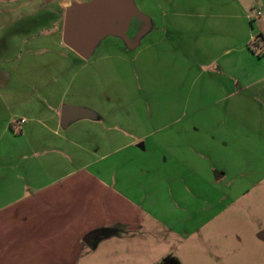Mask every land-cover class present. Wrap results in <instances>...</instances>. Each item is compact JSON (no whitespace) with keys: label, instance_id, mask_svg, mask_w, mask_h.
Returning a JSON list of instances; mask_svg holds the SVG:
<instances>
[{"label":"crops","instance_id":"0c3cea01","mask_svg":"<svg viewBox=\"0 0 264 264\" xmlns=\"http://www.w3.org/2000/svg\"><path fill=\"white\" fill-rule=\"evenodd\" d=\"M74 1L84 0H0V249L39 255L78 247L100 231L87 260L116 264L121 248L133 264H142V244L151 248L145 239L161 231L160 243L169 247L159 254L161 261L176 255L175 240L193 238L224 211L213 212L212 200L199 203L197 186L223 185L221 200L234 191L235 180L226 169L212 175L219 168L214 160L234 150L238 134L232 126L231 95L249 92L240 134L263 139L264 66L241 87L231 69L210 74L196 105H169L163 125L141 122L136 109L110 107L103 92L78 86L76 65L62 73L57 62L46 60L53 47L64 43L65 11ZM261 4L264 9V0ZM250 8H242L239 17L231 13L227 24L233 29L243 18L245 29L250 21L246 43L264 35V12L258 17L261 8L251 13ZM220 44L229 46L231 34ZM231 50L224 48L225 53ZM256 55L248 56L259 57L264 65V54ZM212 63L215 59L208 66ZM62 78L68 80L63 89ZM64 104L92 108L97 117L62 127ZM125 110L129 115L124 119ZM162 129L167 130L163 136ZM111 156L114 162L106 163ZM125 156L128 171L122 169ZM189 175V180L184 177ZM113 227L120 232L104 233Z\"/></svg>","mask_w":264,"mask_h":264},{"label":"rangeland","instance_id":"374dc122","mask_svg":"<svg viewBox=\"0 0 264 264\" xmlns=\"http://www.w3.org/2000/svg\"><path fill=\"white\" fill-rule=\"evenodd\" d=\"M134 1L151 19L150 30L142 36L138 46L127 47L119 38L110 35L86 59L62 42L60 47L52 48L54 53L46 56V60L57 62V69L62 73L76 65L74 70L81 73L78 86L103 92L104 102L110 107L136 109V120L151 121L155 126L164 124L169 105L178 109L186 102L196 105L203 98L199 90L206 76L231 69L240 78L241 87L262 70L264 65L259 57L248 56L251 52L257 54L250 48L251 41L245 42L250 21L245 29L243 18L242 21L236 18L242 24L233 29L229 30L227 24L231 13L242 16L245 7H251L250 13L259 8L264 12L263 0ZM259 21L252 23L255 30ZM230 34L231 44L222 46L221 41L228 40ZM226 47L232 50L225 53ZM213 59L215 63L208 66ZM67 85L68 80L62 78L59 86L63 89ZM250 97L249 92L244 91L231 95L232 126L238 131L234 150L227 157L214 160L219 168L212 169L214 177L215 170L226 169L228 178L235 180L231 187L234 191L221 200L225 192L223 185L197 186L202 192L199 203L212 200L215 203L213 212L224 211L193 238L175 240V254L184 264H264V239L258 237V232L264 230V136L262 140H247L243 132L240 134L239 126V122L244 121ZM129 111H122L121 117L127 118ZM166 131L162 129L159 134L163 136ZM115 159L111 156L105 162L110 164ZM121 161L124 162L122 169L128 171L126 156L121 157ZM184 177L191 178L190 175ZM187 187L193 189L194 186L189 183ZM157 232V237L145 239L151 248L143 244L140 248L142 264H157L161 259L159 254L169 248L160 243L164 233ZM90 246L84 241L75 248H51L43 254L24 256L5 253L1 248L0 264H98L99 258L92 263L87 260ZM119 251L116 264H133L127 249ZM114 260L115 256L110 257L111 262Z\"/></svg>","mask_w":264,"mask_h":264},{"label":"water","instance_id":"95a60500","mask_svg":"<svg viewBox=\"0 0 264 264\" xmlns=\"http://www.w3.org/2000/svg\"><path fill=\"white\" fill-rule=\"evenodd\" d=\"M134 17L145 21L132 39L127 31ZM151 19L140 11L134 0H87L72 2L65 11L63 24L64 43L83 58H90L96 47L107 36L121 37L130 48L140 43L142 36L150 29ZM96 112L89 107L64 104L61 109V126L83 118H96ZM264 239V230L258 233ZM102 237V232L89 234L85 241L92 244Z\"/></svg>","mask_w":264,"mask_h":264},{"label":"trees","instance_id":"16d2710c","mask_svg":"<svg viewBox=\"0 0 264 264\" xmlns=\"http://www.w3.org/2000/svg\"><path fill=\"white\" fill-rule=\"evenodd\" d=\"M262 44V46H260ZM256 47H260V49H255ZM250 48L256 52L259 56L264 53V35L259 33L257 37L250 42ZM120 232L118 227L106 228L104 233L106 235H112ZM158 264H182L181 260L174 254H169L165 256Z\"/></svg>","mask_w":264,"mask_h":264},{"label":"flooded vegetation","instance_id":"af4514ba","mask_svg":"<svg viewBox=\"0 0 264 264\" xmlns=\"http://www.w3.org/2000/svg\"><path fill=\"white\" fill-rule=\"evenodd\" d=\"M145 26H146L145 21L139 19L138 17H134L133 20L131 21L130 27L127 31L128 36L133 39L135 37V35L137 34V32H139V30ZM150 26H151V24H150ZM119 38L124 42V40L121 37H119Z\"/></svg>","mask_w":264,"mask_h":264},{"label":"built area","instance_id":"2783aa9c","mask_svg":"<svg viewBox=\"0 0 264 264\" xmlns=\"http://www.w3.org/2000/svg\"><path fill=\"white\" fill-rule=\"evenodd\" d=\"M262 14V11L261 10H258L257 12H256V16H260Z\"/></svg>","mask_w":264,"mask_h":264}]
</instances>
